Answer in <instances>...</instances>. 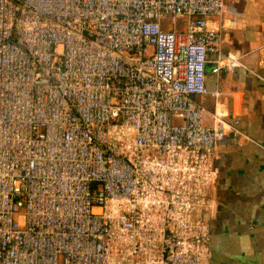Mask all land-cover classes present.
Returning a JSON list of instances; mask_svg holds the SVG:
<instances>
[{
	"label": "built area",
	"instance_id": "1",
	"mask_svg": "<svg viewBox=\"0 0 264 264\" xmlns=\"http://www.w3.org/2000/svg\"><path fill=\"white\" fill-rule=\"evenodd\" d=\"M224 9L0 0V264L208 263L228 122L206 66L245 55L223 49Z\"/></svg>",
	"mask_w": 264,
	"mask_h": 264
},
{
	"label": "crops",
	"instance_id": "2",
	"mask_svg": "<svg viewBox=\"0 0 264 264\" xmlns=\"http://www.w3.org/2000/svg\"><path fill=\"white\" fill-rule=\"evenodd\" d=\"M224 2L223 49L245 55L241 65L217 79L212 64L206 66V84L219 89L228 122L213 154L217 173L204 212L211 247L207 264H264V0ZM193 97L212 124L215 96Z\"/></svg>",
	"mask_w": 264,
	"mask_h": 264
},
{
	"label": "rangeland",
	"instance_id": "3",
	"mask_svg": "<svg viewBox=\"0 0 264 264\" xmlns=\"http://www.w3.org/2000/svg\"><path fill=\"white\" fill-rule=\"evenodd\" d=\"M171 21H174L175 24H176V27H178V28L184 26V22H183V20H171Z\"/></svg>",
	"mask_w": 264,
	"mask_h": 264
}]
</instances>
